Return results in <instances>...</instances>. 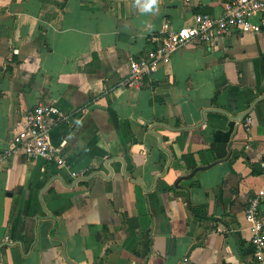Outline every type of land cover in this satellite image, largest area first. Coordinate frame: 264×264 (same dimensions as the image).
Segmentation results:
<instances>
[{"label": "crops", "instance_id": "1", "mask_svg": "<svg viewBox=\"0 0 264 264\" xmlns=\"http://www.w3.org/2000/svg\"><path fill=\"white\" fill-rule=\"evenodd\" d=\"M229 1L0 0V264H254L264 29L186 44L123 83L167 31ZM39 102L70 118L50 132L63 166L14 148Z\"/></svg>", "mask_w": 264, "mask_h": 264}, {"label": "built area", "instance_id": "2", "mask_svg": "<svg viewBox=\"0 0 264 264\" xmlns=\"http://www.w3.org/2000/svg\"><path fill=\"white\" fill-rule=\"evenodd\" d=\"M264 29V0H230L224 6L222 15L213 17L196 14L194 24L175 31H167L158 45L144 55L130 60V72L124 84L140 86L171 55L192 42L211 43L218 37L232 31L260 33ZM70 118L57 106L39 102L29 110L14 134V148L30 158H42L57 166L65 165L62 150L66 140L57 146L52 145L50 132L53 124L69 122ZM250 124L245 121V127ZM84 174L72 173V178L81 180ZM245 220L251 233V246L254 264H264V225L261 217L260 201L251 197L245 208Z\"/></svg>", "mask_w": 264, "mask_h": 264}, {"label": "water", "instance_id": "3", "mask_svg": "<svg viewBox=\"0 0 264 264\" xmlns=\"http://www.w3.org/2000/svg\"><path fill=\"white\" fill-rule=\"evenodd\" d=\"M246 114H247V112L246 113H243V114H241L238 118H243V117H245L246 116ZM202 169H206V167H199V168H196L193 172H192V174L191 175H193L197 170H202ZM94 175H99V176H101V174L100 173H95ZM188 177H190V176H188ZM185 178H187V177H185ZM85 179H87L86 177L85 178H83V179H81V180H85ZM62 257L66 260V256H65V254L64 253H62Z\"/></svg>", "mask_w": 264, "mask_h": 264}, {"label": "clouds", "instance_id": "4", "mask_svg": "<svg viewBox=\"0 0 264 264\" xmlns=\"http://www.w3.org/2000/svg\"><path fill=\"white\" fill-rule=\"evenodd\" d=\"M151 7H152V3H146L144 5L145 10L151 9Z\"/></svg>", "mask_w": 264, "mask_h": 264}, {"label": "trees", "instance_id": "5", "mask_svg": "<svg viewBox=\"0 0 264 264\" xmlns=\"http://www.w3.org/2000/svg\"><path fill=\"white\" fill-rule=\"evenodd\" d=\"M159 43H160V42H159ZM156 45H158V44H156ZM248 201H249V200H248ZM247 204H248V202L245 203V207H244V208H246ZM194 212H195L196 214H198L197 211H194ZM200 217L205 218L206 215H205V214H202V215H200Z\"/></svg>", "mask_w": 264, "mask_h": 264}]
</instances>
